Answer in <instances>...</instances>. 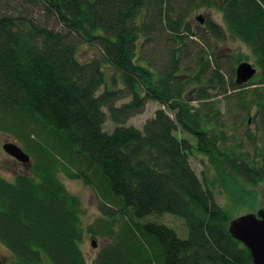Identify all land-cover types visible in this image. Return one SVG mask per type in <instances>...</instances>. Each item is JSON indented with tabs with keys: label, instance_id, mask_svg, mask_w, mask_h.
Returning <instances> with one entry per match:
<instances>
[{
	"label": "trees",
	"instance_id": "16d2710c",
	"mask_svg": "<svg viewBox=\"0 0 264 264\" xmlns=\"http://www.w3.org/2000/svg\"><path fill=\"white\" fill-rule=\"evenodd\" d=\"M206 9L224 27L196 26ZM226 31L257 66L246 85L234 78L242 57H231L227 77ZM84 44L98 51L85 62ZM224 100L247 127L254 108L264 131V0H0V133L32 160L13 181L0 176V243L14 264H254L218 189L264 182V147L256 132L243 148ZM150 102L161 107L143 128L126 126ZM62 175L98 200L102 219L87 230L108 243L92 263L80 200ZM164 214L185 220L186 239L141 221Z\"/></svg>",
	"mask_w": 264,
	"mask_h": 264
},
{
	"label": "rangeland",
	"instance_id": "374dc122",
	"mask_svg": "<svg viewBox=\"0 0 264 264\" xmlns=\"http://www.w3.org/2000/svg\"><path fill=\"white\" fill-rule=\"evenodd\" d=\"M197 17H202L204 22L207 18H211L214 22L224 27V22L222 19V15L215 10H199L193 15V21L196 26L201 23ZM219 55L221 56L224 64L227 63L229 69L227 77H231L232 71L231 67L233 66V58L232 56L242 57L243 60L240 62H249L256 66L253 61L252 55L250 53L249 48L244 45L241 41L234 39L230 36V34L226 31L224 35L223 41L219 44ZM96 48H92L87 44H84L80 47L78 57L83 62L89 61L90 59L96 57L97 53ZM230 59V60H229ZM238 63L237 66L240 64ZM235 66V69L237 68ZM257 67V66H256ZM236 73V71H235ZM234 78H236V74H234ZM121 87V85H119ZM249 90H253V87L247 88ZM131 99H126L117 104L118 107L129 103ZM161 106L158 103L150 102L146 108L145 112L141 115L134 116L130 118L126 122V126H134L138 129H142L144 124L152 118L154 113ZM229 102L223 101V111L228 115L227 121L228 130L233 131V134H236V138L240 141L243 148L247 151H250L252 140L248 137V134L254 135L257 132V137L260 140V144L264 147V131L258 133V128L253 122V118L255 116L256 110L251 109L252 117L250 118V126L247 127L243 124L244 117L242 116L239 119H236V114L240 113L237 110L229 111ZM235 122L237 123V127H235ZM115 125L108 118L104 129L111 133L114 129ZM6 143H16V140L8 136L6 134L0 133V176L8 181H13L15 177L22 173L23 171H29L31 167L26 168L24 163L14 159L10 155H8L4 150L3 146ZM19 145V144H18ZM20 146V145H19ZM202 157L195 155L191 162L193 168L196 170L197 174L201 177L204 166L201 162ZM32 161V160H31ZM213 173L210 172V175ZM209 175V176H210ZM62 182L65 185L66 189L69 193L76 196L80 200L81 210L83 211V225H84V233L83 240L81 244V248L83 251V255L85 260L88 263H92L102 247L107 245L108 240L102 236L94 237L87 230V226L92 225L101 218V213L98 209V200L94 195L93 189L84 183V181L80 179L70 180L66 178L64 175L61 176ZM219 203L222 208H224L228 218L233 220L235 218L241 217L246 214H254L257 213L258 210L264 208V182H260L255 186L252 185H241L240 187H219ZM142 222H155L159 224L166 225L167 227L173 229L178 237L182 239H186L188 237V229L184 219L170 215L164 214L162 216L150 215L141 220ZM14 256L0 243V264H14L15 262Z\"/></svg>",
	"mask_w": 264,
	"mask_h": 264
},
{
	"label": "water",
	"instance_id": "95a60500",
	"mask_svg": "<svg viewBox=\"0 0 264 264\" xmlns=\"http://www.w3.org/2000/svg\"><path fill=\"white\" fill-rule=\"evenodd\" d=\"M197 19L204 23L202 17ZM235 83L243 86L251 82L258 74L256 66L249 62H242L236 68ZM3 150L14 159L24 163L25 167H31L32 161L16 143H6ZM229 232L233 239L243 244L251 253L254 264H264V208L257 213L246 214L230 221Z\"/></svg>",
	"mask_w": 264,
	"mask_h": 264
}]
</instances>
